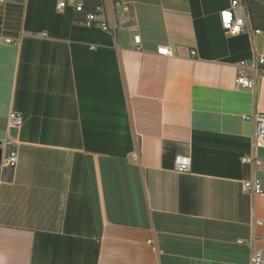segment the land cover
Instances as JSON below:
<instances>
[{
  "label": "crops",
  "instance_id": "crops-1",
  "mask_svg": "<svg viewBox=\"0 0 264 264\" xmlns=\"http://www.w3.org/2000/svg\"><path fill=\"white\" fill-rule=\"evenodd\" d=\"M207 1L195 5L199 16L213 14L204 52L190 0H104L99 15L113 31L134 146L127 156L85 147L72 40L25 29L28 0L0 3V37L13 40H0V264H249L256 250L264 256V194L243 189L254 176L264 189V147L259 166L236 157L253 150L254 123L244 116L264 114L260 69L255 89L236 84L239 63L264 56V32L227 35L220 11L231 0ZM12 111L24 116L15 136ZM194 133L198 146L212 141L196 162L204 170L178 172L173 157L192 160ZM9 141L15 167L5 164Z\"/></svg>",
  "mask_w": 264,
  "mask_h": 264
},
{
  "label": "trees",
  "instance_id": "trees-1",
  "mask_svg": "<svg viewBox=\"0 0 264 264\" xmlns=\"http://www.w3.org/2000/svg\"><path fill=\"white\" fill-rule=\"evenodd\" d=\"M81 1L84 6V10L81 12L73 6H67L63 12H58V0H28L25 29L33 32L46 29L52 36H63L72 40L78 92L83 114L85 147L92 151L127 156L133 151L134 146L116 51L113 47V34L105 32L94 25L89 26L84 23L87 14L99 13L97 8L104 6V0ZM227 1L225 4H228ZM190 2L194 13L198 45L200 50L205 52L206 38L209 37V34L215 32L212 29L207 31L208 28H214L212 25L213 14L211 16H199L197 9H195V5L199 4V0H190ZM213 2L218 3L220 0H213L208 4ZM242 3L246 9L249 27L264 32V0H242ZM199 22L203 24L202 30L199 28ZM242 35L245 34L237 36ZM90 43L99 45L96 49H91ZM113 83L114 85H112ZM98 98L101 99L100 103L97 101ZM106 101L108 102L105 104ZM122 101H124L123 106ZM117 104L118 111H116ZM202 136L199 137L198 135V139H202ZM205 140L202 139L201 146H198L197 134L194 133L193 170H204V168H199L196 162L206 160L205 153L212 141L207 140L210 144H204ZM216 140L221 142L220 138ZM243 155L238 154L236 156L239 164ZM169 157L170 152H166L164 156L165 165H168L167 160ZM175 159L176 157H173L171 165L174 164Z\"/></svg>",
  "mask_w": 264,
  "mask_h": 264
},
{
  "label": "built area",
  "instance_id": "built-area-1",
  "mask_svg": "<svg viewBox=\"0 0 264 264\" xmlns=\"http://www.w3.org/2000/svg\"><path fill=\"white\" fill-rule=\"evenodd\" d=\"M8 0H0V3H5ZM67 6H73L77 11H83L84 6L82 1L76 0H58L57 10L63 12ZM102 7H98L97 11L100 13ZM99 13H89L86 15L85 24L94 25L101 30L113 34L112 28L108 21L100 17ZM222 27L225 33L229 36H237L250 31L247 22L246 9L242 0H231L230 6L220 11ZM255 32H261L255 30ZM42 38H48L49 33L42 31L36 34ZM0 40L11 43L13 40L9 37H0ZM135 41L140 42L139 36H135ZM96 45H91V49H96ZM161 54L168 55L170 51L168 48H161ZM195 54V52H193ZM257 69H260L261 76H264V56H258L251 65L246 60L239 63L238 72L236 75V84L242 89H255L257 86ZM246 120L254 123L253 134V150L250 154H245L241 157V163L244 165L259 166L262 163V158L258 151L264 147V114L245 115ZM24 124V116L20 112L12 111L9 117V127L11 130H19ZM10 146L9 154L6 158L5 164L8 167H15L18 163V151L13 146L12 141L8 142ZM192 168V160L189 156H177L174 162V170L178 172H189ZM243 189L248 193L264 194L262 182L257 177L246 178L243 180ZM261 223V222H259ZM249 264H264V256L261 250H256L253 254L252 260Z\"/></svg>",
  "mask_w": 264,
  "mask_h": 264
},
{
  "label": "water",
  "instance_id": "water-1",
  "mask_svg": "<svg viewBox=\"0 0 264 264\" xmlns=\"http://www.w3.org/2000/svg\"><path fill=\"white\" fill-rule=\"evenodd\" d=\"M17 131L16 129L13 130V135L15 136L17 134Z\"/></svg>",
  "mask_w": 264,
  "mask_h": 264
},
{
  "label": "rangeland",
  "instance_id": "rangeland-1",
  "mask_svg": "<svg viewBox=\"0 0 264 264\" xmlns=\"http://www.w3.org/2000/svg\"><path fill=\"white\" fill-rule=\"evenodd\" d=\"M227 0H220V2H226Z\"/></svg>",
  "mask_w": 264,
  "mask_h": 264
}]
</instances>
